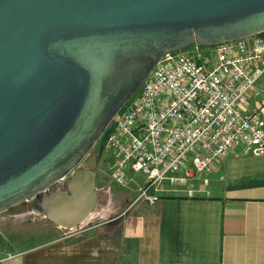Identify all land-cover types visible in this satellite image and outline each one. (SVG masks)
Wrapping results in <instances>:
<instances>
[{"label": "water", "instance_id": "1", "mask_svg": "<svg viewBox=\"0 0 264 264\" xmlns=\"http://www.w3.org/2000/svg\"><path fill=\"white\" fill-rule=\"evenodd\" d=\"M262 33L264 0H0V212L34 197L78 227L101 136L152 67Z\"/></svg>", "mask_w": 264, "mask_h": 264}, {"label": "built area", "instance_id": "2", "mask_svg": "<svg viewBox=\"0 0 264 264\" xmlns=\"http://www.w3.org/2000/svg\"><path fill=\"white\" fill-rule=\"evenodd\" d=\"M262 78L260 35L163 56L104 131L109 181L136 182L131 205H153L165 193L191 195L230 150L264 155V98L245 107Z\"/></svg>", "mask_w": 264, "mask_h": 264}, {"label": "crops", "instance_id": "3", "mask_svg": "<svg viewBox=\"0 0 264 264\" xmlns=\"http://www.w3.org/2000/svg\"><path fill=\"white\" fill-rule=\"evenodd\" d=\"M260 98L264 78L248 94L246 110ZM105 180L96 187L90 222L71 230L52 222L55 236L3 250L0 264H264V155L230 150L191 195H162L153 205H131L136 182L119 186L123 203Z\"/></svg>", "mask_w": 264, "mask_h": 264}, {"label": "rangeland", "instance_id": "4", "mask_svg": "<svg viewBox=\"0 0 264 264\" xmlns=\"http://www.w3.org/2000/svg\"><path fill=\"white\" fill-rule=\"evenodd\" d=\"M261 37L264 39V35H261ZM192 45L193 44H190L186 49H189ZM104 136L105 134L101 136L102 144L104 143ZM108 167L106 155L102 153L95 170V187H101L102 184L106 183L105 179L109 181ZM109 182L113 189L118 191V197H120L119 199H122L124 203L127 197L125 196V193H123V187H119L120 185L115 184L113 181ZM179 195L181 196L183 194L165 193L164 197ZM34 203L35 200L34 197H32L27 199V201L20 202L0 212V252L17 246H23L26 243L29 244V242H33L35 240V236H43L45 233L51 236L56 235L53 229L54 224L42 215L37 207V204ZM95 222H97V220ZM61 232H65V230L62 229Z\"/></svg>", "mask_w": 264, "mask_h": 264}, {"label": "flooded vegetation", "instance_id": "5", "mask_svg": "<svg viewBox=\"0 0 264 264\" xmlns=\"http://www.w3.org/2000/svg\"><path fill=\"white\" fill-rule=\"evenodd\" d=\"M101 143H102V140H101ZM102 147H103V144H102ZM102 153H103V148L101 149L100 154L97 156V163H98V160L101 157ZM94 156H95L94 153L93 152H90V154L88 155V157L84 160V163H86L90 158H92Z\"/></svg>", "mask_w": 264, "mask_h": 264}, {"label": "bare ground", "instance_id": "6", "mask_svg": "<svg viewBox=\"0 0 264 264\" xmlns=\"http://www.w3.org/2000/svg\"><path fill=\"white\" fill-rule=\"evenodd\" d=\"M93 218H94V215L91 214V215L86 219V221H85L84 223H88V222H90V220L93 219ZM84 223H83V224H84Z\"/></svg>", "mask_w": 264, "mask_h": 264}, {"label": "trees", "instance_id": "7", "mask_svg": "<svg viewBox=\"0 0 264 264\" xmlns=\"http://www.w3.org/2000/svg\"><path fill=\"white\" fill-rule=\"evenodd\" d=\"M261 35H264V33L260 34V36H261Z\"/></svg>", "mask_w": 264, "mask_h": 264}]
</instances>
